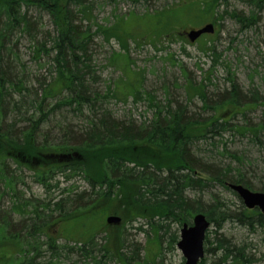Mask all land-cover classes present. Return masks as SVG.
Listing matches in <instances>:
<instances>
[{
	"label": "trees",
	"instance_id": "trees-1",
	"mask_svg": "<svg viewBox=\"0 0 264 264\" xmlns=\"http://www.w3.org/2000/svg\"><path fill=\"white\" fill-rule=\"evenodd\" d=\"M86 2L0 0V181L11 197L18 198L11 215L24 217L19 229L12 218H0V254L20 248V254L9 253L12 257L5 264H35L34 260L46 254L54 259L67 252L78 254L88 264L116 260L115 252L122 253L124 243L109 245V235L113 234L107 224L103 226L106 244L92 234L86 243L75 240L74 246L58 245L64 237L51 234L60 233L59 225L79 214L121 215L125 223L147 219L156 234L163 227L156 220L183 226L191 225L195 215L204 214L212 226L222 230L235 215L215 187L232 193L229 185L253 188L244 173V157L226 153L237 166H224L205 162L196 153L201 141L219 132L235 131L261 140L264 113L261 123L255 124L248 121L247 112L264 104V99L257 92L248 98L229 73L230 88L222 92L210 93L206 85H191L188 101L199 99L202 107L198 111L178 101L161 105L139 88L130 94L136 102L149 97V106L156 109L153 119L141 124L114 119L103 106L110 93H101L94 82L91 46L97 32L83 23L88 12ZM221 4L228 6V0L202 1L201 12L217 14ZM246 4L250 15L234 10L230 17L250 29L261 22L264 0H248ZM77 13L83 15L81 21ZM44 15L51 19L52 32L40 27ZM97 30L102 31L100 27ZM102 32L107 41L116 36L122 42L121 52L127 53L123 38L112 31ZM23 39L28 40L37 65L47 60L52 71L50 81L30 74L18 52ZM138 79L136 76L141 83ZM231 106L242 111L225 119L232 112ZM71 116L83 121L85 127H75ZM235 116H242L244 125L231 123ZM23 170L33 173L45 191L44 200L21 197L18 185L24 178L16 173ZM76 177L86 182V190L80 191L75 185L62 188ZM56 191L58 197H54ZM248 212H242L239 220L251 227L253 218ZM258 223L264 224L261 214ZM113 231L119 232V226ZM217 243L223 252L219 264H235V252L240 254L241 249L230 246L225 238ZM131 252L130 257L122 253L129 264L138 257Z\"/></svg>",
	"mask_w": 264,
	"mask_h": 264
},
{
	"label": "rangeland",
	"instance_id": "rangeland-1",
	"mask_svg": "<svg viewBox=\"0 0 264 264\" xmlns=\"http://www.w3.org/2000/svg\"><path fill=\"white\" fill-rule=\"evenodd\" d=\"M86 1L88 12L83 23L85 26L92 25V32H97L91 46L94 82L97 81L96 87L101 93H110L103 106L114 119L135 121L138 124L153 119L156 109L149 106V97L147 100L136 102L130 94V91L139 88L141 93H150L156 103L161 105L178 101L187 104L191 110L198 111L202 107L201 101L196 98L188 101L191 85H206V90L210 93L222 92L230 88L229 73L233 74L241 92L248 98L252 92H257L264 99V10L260 12L261 22L250 29L239 25L230 17L234 10L250 15L251 10L246 4L248 0H228V6L221 4L217 14L213 12L209 16L201 12V6L202 1L211 0ZM77 17L81 21L83 15L77 13ZM41 23L40 27L42 26L45 32L53 31L49 16H42ZM207 24H214L216 32L204 35L197 42L191 43L188 33ZM98 27L123 38L127 53L121 52L122 42L116 36L107 41L104 32L97 30ZM29 48L28 40L23 39L18 52L30 68V74L33 73L38 80L50 81L52 71L47 60H42L37 65ZM136 76L141 83L136 80ZM230 109L232 112H229L225 119L234 115L233 112L242 111L237 106H231ZM263 113L264 104L255 105L253 110L247 112L248 121L261 123ZM69 120L75 127H85L83 121L78 118L71 116ZM230 122L236 125L245 123L242 116H235ZM53 131L57 133L56 130ZM226 153L244 157V173L252 181L251 191L261 193L264 186V132L261 140L235 131L216 133L197 145L196 156L217 165L237 166L235 160ZM11 168L15 170L16 166L12 165ZM16 174L24 178V183L18 185L23 199L36 201L46 198L44 189L35 182L32 172L23 170ZM69 185L78 186L80 191L88 188L80 177L63 184L62 188ZM215 190L230 206L235 216L222 230L212 226L208 231L205 239L206 255L201 262L219 264L223 252L218 250L217 242L218 239L225 238L230 246L241 249L240 254L235 252V264H264V224L258 223L261 211L248 210L235 192L226 191L219 186H216ZM2 193L0 218H12L13 225L19 229L24 217L10 213L13 202H18V198L11 197L5 190L4 183L0 181V194ZM54 194V197L60 195L58 191ZM195 195L200 197V194ZM244 211H250L247 215L253 218L251 227L239 220ZM100 214L87 217L79 214L61 223L58 227L60 233L57 231L50 234H61V237H64L58 242L60 246H74L75 240L89 242L87 237L92 234H96V237L99 235L98 240L106 244L107 240L103 241L106 236L103 226L106 225L107 218L114 214ZM156 221L158 225L163 226L158 227L157 234L152 223L142 218L134 223H125L124 220L119 225V232L113 231L117 226L108 225L113 234V237L109 235L108 243H111V247L115 243H124L122 253L126 257H130L132 250L137 253V261L130 264H185L186 259L178 248L183 226L177 222ZM21 250H26V246ZM30 250L32 251V248ZM10 252L20 254V248H10L4 255L0 254L3 264L12 257ZM115 253L116 260L108 264H129L121 252ZM43 257L45 258L34 260L35 264H47L50 261L54 264H88L75 253L67 252L66 255L54 259H51L50 254Z\"/></svg>",
	"mask_w": 264,
	"mask_h": 264
},
{
	"label": "water",
	"instance_id": "water-1",
	"mask_svg": "<svg viewBox=\"0 0 264 264\" xmlns=\"http://www.w3.org/2000/svg\"><path fill=\"white\" fill-rule=\"evenodd\" d=\"M215 27L209 24L200 30H193L188 34L189 40L194 43L205 34H213ZM243 201L247 209H259L264 215V193H255L243 185H229ZM122 219L118 216H110L107 219L109 225H120ZM211 223L204 214H197L193 218L192 225L184 224L181 230L178 248L182 251L186 263L199 264L205 257V238Z\"/></svg>",
	"mask_w": 264,
	"mask_h": 264
}]
</instances>
